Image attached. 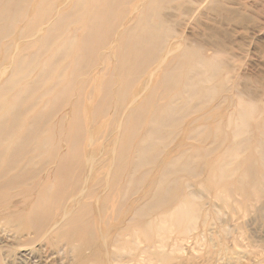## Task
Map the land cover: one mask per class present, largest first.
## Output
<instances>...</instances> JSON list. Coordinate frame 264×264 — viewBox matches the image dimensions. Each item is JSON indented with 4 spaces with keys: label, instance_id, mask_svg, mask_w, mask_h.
<instances>
[{
    "label": "rangeland",
    "instance_id": "obj_1",
    "mask_svg": "<svg viewBox=\"0 0 264 264\" xmlns=\"http://www.w3.org/2000/svg\"><path fill=\"white\" fill-rule=\"evenodd\" d=\"M76 1L55 0L46 20L23 35L43 9L40 0H32L14 30L0 41V119L9 109L15 115L7 120L16 122L14 128L4 127L6 136L0 142V264H31L23 250L38 243L43 251L37 258L41 255L44 264H264V227L258 228L247 214L232 213L228 198L217 196L209 185L226 139L218 141L233 127L228 121L246 101L264 110V0H161L148 25L161 21L163 47L152 56L157 59L153 68L137 75L133 87L126 89L118 83L116 56L110 64L109 55L113 57L131 26L132 32L141 30L136 23L142 13L140 0L126 3L116 31L88 65L82 63L79 48L66 47V39L84 33L83 19L76 13H70L61 35L56 32L45 43L49 26ZM31 41L34 44L24 48ZM190 59L218 62L215 75L201 83V90L207 86V91L199 96L185 91L182 96L170 88L169 94L157 93V103L148 111L137 107L156 94L152 81L164 68L184 69ZM19 89L28 96L17 103ZM174 96L183 112L168 126L160 110ZM160 122V130L150 134L151 125ZM148 142L158 151L152 160L140 155ZM65 158L71 179L57 194L56 178ZM168 166L177 169L162 177L177 176L178 181L163 202L157 189ZM78 178L82 186L69 192ZM109 178L124 191L116 197L115 226L109 223L104 230L97 212L111 194L105 186ZM186 197L191 202H185ZM78 202L83 219L94 220L93 244L88 247L79 241L50 245L26 232L36 210L55 220ZM180 205L197 208L194 219L183 225L172 221ZM148 222L151 229L145 234L142 224ZM54 234L52 240L57 239Z\"/></svg>",
    "mask_w": 264,
    "mask_h": 264
},
{
    "label": "bare ground",
    "instance_id": "obj_2",
    "mask_svg": "<svg viewBox=\"0 0 264 264\" xmlns=\"http://www.w3.org/2000/svg\"><path fill=\"white\" fill-rule=\"evenodd\" d=\"M31 1L32 0H0V41L3 37L8 35L11 30H14L15 23L27 12ZM128 1L130 0H77L73 6L49 26L48 34L50 35L45 37V43H50L56 32H59L61 35L64 27H67V19L70 13H72L71 15L76 13L83 19L82 26L84 28V33L66 39V47L79 48V57L83 61L82 63L91 64L92 55L95 56L98 49L107 44L110 34L116 31L120 20H122L121 17L125 10L124 6H126ZM54 2L55 0H40L38 7L43 8L40 16L28 22V26L26 30H24L23 35L25 33H32L36 29L38 22H40L39 20H46L48 14L53 9ZM139 4L141 5L142 13L138 15V21L136 23L138 26H141V30L139 32L138 30L132 32L131 26L118 42L116 48L112 51L113 57L109 55V60L111 58L110 64L112 58L116 56V67L119 69L120 73L118 83L122 81V85H124L125 89L133 85L134 78L137 75L146 72L148 68H153L152 66H154L157 59L152 56L162 49L165 36L162 31L163 24L160 20L152 25H148L151 15L158 12L161 0H140ZM21 35L22 30L18 33V36ZM32 44H34L33 41L25 45L24 48H29ZM107 56L108 54L104 55V57ZM189 57L194 56L189 55ZM210 63V68L204 67V65ZM218 65L216 60L208 62V60L205 59H190L184 69L177 65L167 66L164 68L163 72L159 74L157 80L152 81V87L156 86V94L148 98L147 104L139 103L137 107L144 106V109L148 111V108L151 109L156 105L157 101H155V99L158 97L157 93L166 91L169 94L168 89L170 88L176 90L174 91L176 94H178V91L181 95L185 94V91H188L190 94L199 96L201 93L208 90L207 86L201 90V83L215 75ZM5 86L6 88H10L7 83H5ZM6 88H4L3 85V89ZM27 90L29 89L25 91ZM23 92L22 89H19L17 94H15V101L17 103L25 100L28 96V92ZM174 92L170 94L174 95ZM202 96H206L205 93L202 94ZM175 99L176 97L174 96V98L160 110V114L162 115L161 119H165L163 121L168 126L175 124V121L178 120L183 112V110H181L182 112L180 111L181 107L175 104ZM243 107L244 108L236 113L234 120L228 121V124H233V127L225 132L222 140L218 141V144H221V142L226 139V142L223 144V155L220 156V154H218L220 160L211 169L209 185L213 190L216 189L215 193L217 196L220 197L221 193L225 198H228L226 202L232 213L236 212L238 216L247 214L251 222H255L258 228H263L264 110L261 111L259 105L252 101L249 103L247 101L244 102ZM12 113L13 112H10L8 109L3 113L4 119H0V142L6 136L4 127L8 125V127L14 128L16 125L14 120H7V116ZM135 115L137 119L141 117L140 114V116L136 113ZM145 116L148 115L145 114ZM162 124V122L152 124L150 134H156L160 130ZM221 134L222 133H219L217 137H214L216 141L220 139ZM24 139L25 138H22V142ZM155 147L156 145L153 144V142H148L146 145H143L140 153L142 159H154L158 154V151L154 150ZM21 149L23 150V145ZM17 154L18 153L15 152L13 160L18 159L19 156ZM68 162L69 161H66L65 158L58 172L56 179L59 183L54 190L57 194L65 191L64 181L71 179V176L67 175ZM174 165L175 164L171 162V166L173 167ZM171 166H168V168L165 167L160 174V178L164 175L173 173L179 168V166L175 165L177 168L170 169ZM122 168L124 169V166H122ZM177 181V176H173L170 178H163L158 183L159 186L157 190L160 192L161 201H167L166 195H168L172 186H176ZM105 183V186L110 188L111 194L108 196L109 198L107 197L102 201L101 212L100 210L97 212L102 215L104 219L105 224H101L104 230L108 229L107 225L109 223L115 226L116 220L114 222V219L117 218L116 211L118 210L117 204L115 203L116 197L124 191V186L117 187L111 178ZM82 184L83 183H79V178L76 180L74 179L70 184L69 192L72 193L76 189L78 190ZM125 191L128 193L129 189ZM184 201L191 202L187 197ZM78 203L79 205L76 206L75 209L70 210L68 213L59 214L55 220H51L47 217L42 209L36 210L37 212L34 213V219L28 225L29 229L26 232H33L37 237L49 242L50 245H53L55 242L58 244L59 241H63L64 244H75V242L79 241L82 247H88V244H93L92 236L95 230L93 225L94 220L85 221L83 219L84 213L83 210H80V202ZM188 208L189 207H186V205L178 206L176 208V216L173 217L172 221H176L177 224L183 225L187 219L188 221L194 219L197 208L192 207V210H188ZM231 217L232 215L228 218V222ZM149 223L150 222L145 225L142 224V231L145 234L151 229ZM162 228L161 226V230ZM230 232H232V230H230ZM53 233H55L54 235L57 238L55 240L51 239ZM42 249L43 246L38 243L36 247H28L23 250L24 253L22 255H24L23 257L31 264H44L41 255L37 258V253L42 252ZM262 250H264V245H262ZM59 251L60 250L57 252ZM51 253H56V251Z\"/></svg>",
    "mask_w": 264,
    "mask_h": 264
}]
</instances>
